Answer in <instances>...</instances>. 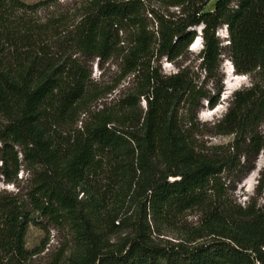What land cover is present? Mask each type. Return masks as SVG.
I'll return each mask as SVG.
<instances>
[{
	"label": "trees",
	"instance_id": "16d2710c",
	"mask_svg": "<svg viewBox=\"0 0 264 264\" xmlns=\"http://www.w3.org/2000/svg\"><path fill=\"white\" fill-rule=\"evenodd\" d=\"M210 1L179 0L174 7L181 8L180 18L160 17L156 32H150L143 17L148 9L141 0H94L72 43L83 60L104 63L128 37L125 74L145 76L137 96L143 97L147 110L130 121V111L138 105L133 94L115 113L96 114L67 135L63 127L74 124L85 109L90 67L72 57L50 56L26 25L14 24V14L29 6L21 0H0V176L11 184L24 165L34 175L26 201L0 199V255L26 261L27 231L39 216L64 221L74 232L77 248L67 264H264V206L257 212L251 207L231 209L220 200L224 187L218 181L233 169L232 154L240 146L256 158L264 153V138L258 134L264 123V0H216L207 12ZM223 26L236 73L258 71L259 77L234 94L218 123L220 132L235 136L234 152L215 157L197 149L190 135L194 120L189 128L182 126L175 107L218 105L224 50L217 31ZM199 27L200 67L216 96L204 92L203 85L193 86L184 70L167 77L150 67L154 60L182 57ZM100 180L107 188L102 189ZM80 195L86 200H78ZM115 195L121 206L128 199L138 207L139 221L130 234L111 244L96 222L105 220L115 231L128 224L123 219L116 226L121 208ZM111 197L113 209L107 207ZM190 210H199L203 217L188 238L155 242L152 230L158 228V219Z\"/></svg>",
	"mask_w": 264,
	"mask_h": 264
},
{
	"label": "rangeland",
	"instance_id": "374dc122",
	"mask_svg": "<svg viewBox=\"0 0 264 264\" xmlns=\"http://www.w3.org/2000/svg\"><path fill=\"white\" fill-rule=\"evenodd\" d=\"M21 1L29 7L14 14L16 27L26 25L32 37L37 42H41L42 46L45 44V51L50 56L63 59L72 57L90 67L92 75L85 109L74 124H66L63 127L67 135L89 124L96 114L104 112L115 113L121 105L127 103V98H130L133 94L138 105L131 109L130 112L133 115L130 121L136 122L140 117L144 116L147 105L143 97L138 98L137 91L146 84L145 76L141 72L125 74L123 57L127 52L128 37L123 39L116 55L104 63L99 62L98 59L94 61L83 60L72 43V34L75 28L85 18L87 10L94 0ZM141 1L148 9V13L143 17L150 32H156L158 18L164 17L165 19L175 20L181 16V8L174 7V4L179 0ZM215 2L216 0H211L205 10L207 12L213 11ZM196 31L197 39L182 57L174 62H169L166 58L159 61L154 60L150 67L158 74L167 77L177 74L179 70H184L188 81L193 86L200 88L203 85L202 87L205 88L204 92L216 96L212 83L204 79L205 73L200 67V53L203 49L202 27L197 28ZM217 36L224 50L219 69L223 90L219 96L218 105L214 109H210L206 102H203L198 109H191L186 103H181L175 107V112L178 114L182 126L189 128L188 122L191 119L194 120L193 130H191L190 135L197 149L205 156L215 157L221 155L229 156L231 155L229 154L230 152H234L232 147L235 144V136L220 132L217 126L227 115L234 94L251 87L253 79H258L259 77L258 71L253 72L251 75H238L236 73L228 57L229 32L226 26L218 29ZM232 78L239 83H237L231 93L225 94L226 82ZM133 100L130 102H133ZM258 134L261 139L264 138V123L259 128ZM0 149H2V145H0ZM244 152H247L246 147L240 146L238 151L232 154L231 166L233 169L219 177L218 181L224 187L223 192L220 193V200L227 202L231 209L235 211L251 207L257 212L264 206V177L262 175L264 171V153H261L256 158L254 155ZM258 164L259 169H257ZM1 167L2 164L0 162ZM251 175L255 176L254 179L247 187H244L245 182ZM33 178V173L27 169L26 165L21 167L17 179L11 184L4 182V179L0 176V199L18 198L20 201H26ZM170 181H173V179H170ZM99 182L103 186L102 189L107 188L106 181L100 180ZM86 198L87 196L82 197L80 195L78 200L85 201ZM112 198L107 204L109 209L114 208ZM218 198L216 196V200ZM115 200L118 204L117 208H121L119 212V217L121 218L116 220V226H122L125 223L123 219H127L126 229L115 231L105 220L100 224L96 222V226L99 227L103 237L108 239L111 244L117 243L125 235L130 234L133 227H137L134 222L137 223L139 221V209L134 203L132 204L127 199L125 200L126 204L121 206V199L117 197ZM202 217V213L199 210H190L175 217L158 219L156 222L158 228L153 223L156 219L154 220L150 215L148 216V221L151 226H155L154 230H152L153 239H155L156 243L163 245L165 242H176L180 238H188L187 233L199 226ZM128 225L129 227L127 228ZM25 248L28 252L26 261H16L8 255L1 254L0 262H5L6 264H67L69 258L76 252L77 246L75 234L66 222L53 223L45 217L35 216L34 222L29 225L27 231ZM262 252V257H264V247Z\"/></svg>",
	"mask_w": 264,
	"mask_h": 264
},
{
	"label": "bare ground",
	"instance_id": "6f19581e",
	"mask_svg": "<svg viewBox=\"0 0 264 264\" xmlns=\"http://www.w3.org/2000/svg\"><path fill=\"white\" fill-rule=\"evenodd\" d=\"M234 78H232L230 80L228 79L229 81L226 82V88H225V92H224L225 94L231 93V91L237 86V83H239V82H235ZM257 169H259V164L257 165ZM254 177H255L254 175L249 176L247 182H245V184H244V187H247V185L250 182H252Z\"/></svg>",
	"mask_w": 264,
	"mask_h": 264
}]
</instances>
